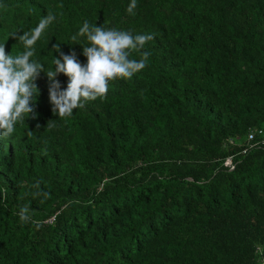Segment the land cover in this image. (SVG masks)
Returning <instances> with one entry per match:
<instances>
[{"label":"trees","instance_id":"16d2710c","mask_svg":"<svg viewBox=\"0 0 264 264\" xmlns=\"http://www.w3.org/2000/svg\"><path fill=\"white\" fill-rule=\"evenodd\" d=\"M129 3L0 0L6 52L55 15L45 70L86 62L85 21L155 37L143 70L67 119L41 72L36 117L0 139V264H264V0Z\"/></svg>","mask_w":264,"mask_h":264},{"label":"clouds","instance_id":"9594fccd","mask_svg":"<svg viewBox=\"0 0 264 264\" xmlns=\"http://www.w3.org/2000/svg\"><path fill=\"white\" fill-rule=\"evenodd\" d=\"M136 7L137 0H130L126 11L135 15ZM55 19L50 12L41 17L35 27L23 31L21 35H17V31L9 33L8 38L13 37L22 45L23 50L18 53L6 52V41L0 42V139L14 134L16 125L30 114L32 118L36 117L35 102L40 94L36 81L41 72L48 79L52 113L60 119H67L74 109H83L91 101L105 99L111 81L117 78L131 79L147 66L151 53L144 49L148 42L154 40L153 34H133L128 30L90 25L85 21L71 39L73 43L83 46L86 62L82 63L75 51L70 54L61 51L60 57H54L52 61L55 67L45 70L44 64L33 58L36 55L35 45ZM81 38L83 43L80 42ZM53 47L60 51L59 45ZM134 52L139 54V59L132 58ZM58 74L68 78L67 87H61L56 79ZM48 126H54L51 120ZM26 219L22 213L21 220Z\"/></svg>","mask_w":264,"mask_h":264},{"label":"built area","instance_id":"2783aa9c","mask_svg":"<svg viewBox=\"0 0 264 264\" xmlns=\"http://www.w3.org/2000/svg\"><path fill=\"white\" fill-rule=\"evenodd\" d=\"M250 137H252V135H249V138H250ZM230 163H231V160H230V159H227V160H226V164L230 165Z\"/></svg>","mask_w":264,"mask_h":264}]
</instances>
